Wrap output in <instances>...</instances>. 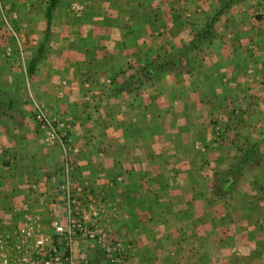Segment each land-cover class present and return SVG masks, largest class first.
<instances>
[{"label":"crops","instance_id":"1","mask_svg":"<svg viewBox=\"0 0 264 264\" xmlns=\"http://www.w3.org/2000/svg\"><path fill=\"white\" fill-rule=\"evenodd\" d=\"M225 1L54 0L47 24L48 0H0V235L65 221L62 154L35 128L40 106L79 148L69 187L83 193L81 217L136 250L123 264H264V0L217 14ZM191 39L201 68L138 70ZM235 137L246 149L220 147ZM220 169L239 180L218 202ZM85 241L73 255L112 264Z\"/></svg>","mask_w":264,"mask_h":264},{"label":"built area","instance_id":"2","mask_svg":"<svg viewBox=\"0 0 264 264\" xmlns=\"http://www.w3.org/2000/svg\"><path fill=\"white\" fill-rule=\"evenodd\" d=\"M32 119L45 144L56 145L61 150L59 169L62 177L57 190L65 201V221L58 223L55 219H49L50 234L40 233L38 222H23L6 228L0 235V242H3L0 264H99L86 254H72L71 244L82 239L100 246L105 258L112 264H120L127 251L106 236L96 216L90 221L81 217L83 193L74 192L69 187L79 149L71 141L69 123L60 114L40 106L33 109ZM74 189L79 190L77 187Z\"/></svg>","mask_w":264,"mask_h":264},{"label":"rangeland","instance_id":"3","mask_svg":"<svg viewBox=\"0 0 264 264\" xmlns=\"http://www.w3.org/2000/svg\"><path fill=\"white\" fill-rule=\"evenodd\" d=\"M196 42L197 41H194L193 40V42L189 46L190 49L188 48V50H184L183 51L184 53L179 58L177 57V53H179L178 51H170V52L167 53V54H169V56L162 57L161 59H167V58H169L172 61V63L169 64V66H170L169 69L166 67L167 69H165V72L172 71V70H175V69H178V70L185 69L187 71H191V70L196 69L197 67H198V69L201 68L202 67V64H201L202 63V61H201L202 58H199L198 57L199 56L198 51L200 50L199 49V45L200 44H198V42L197 43ZM173 59H176L177 62L176 61L174 62ZM141 68L142 67H139L138 70H141ZM142 77L141 78H138L137 81L133 82V83H136L137 82L138 84H133L131 82H127V87H130V86H128L130 84H131L132 87H134L136 85H139L140 86L143 82L146 83L145 81H148V80L147 79H145V80L143 79V82H142L141 81ZM228 108H229V106H228ZM227 114H228L227 115V118L229 116V119H230L229 120V123L231 122L230 124H233V123H235L238 120V116H239L240 113H239V111L236 108H232L231 110H228ZM230 127H232L233 130L235 129V126H231V125L228 126L227 125V128H230ZM234 133H236V131H234ZM213 135H214V137H216V135L217 136H220V133L213 134ZM235 139L236 140H235V142H233L232 146H230L229 144H224L223 145L221 143L220 144V147H223V149H225V150H229V148H232L231 149L232 152H234V151L237 152V150L241 151V148L242 147H244V149H246L245 146H243V143H241L238 138L235 137ZM256 159L257 160L261 159L260 158V155H258V157ZM255 161H256L255 159L254 160L252 159V162H255ZM219 171L218 172L221 173V174H217V175L213 174V181H212V187H213V189H212V196H213V200L214 199H219V200H217L218 202H220V200L223 201L225 199V191H224L225 190L224 189L225 188V185H229L230 182H234L235 180H239L234 171L232 173H230V172L224 173L221 169ZM227 195H228V193H227ZM7 228H10V227H7ZM5 229L6 228L3 229L2 233L5 231ZM88 242H90V241H88ZM2 245H3V242H0L1 250H2ZM90 247H91L90 244L87 245V249L90 248ZM87 251L88 252H87L86 255L91 260H94V258L89 254L90 253V250L88 249ZM129 251L135 252L136 250H134V248L132 247V248H130V249L127 250V252H129ZM103 255H104V252H103ZM125 257L123 258V260L121 261L120 264H123V262L126 260Z\"/></svg>","mask_w":264,"mask_h":264},{"label":"trees","instance_id":"4","mask_svg":"<svg viewBox=\"0 0 264 264\" xmlns=\"http://www.w3.org/2000/svg\"><path fill=\"white\" fill-rule=\"evenodd\" d=\"M230 1L231 0H226L224 2V4L216 11V13L218 14L221 11L222 7H224V5H226ZM53 3H54V0H48V2H47L46 12H45L47 24H48V18H49L48 17L49 16V11H50L51 7L53 6ZM214 17H215V15L211 16V18L208 20L209 22L207 24H210L213 21ZM201 38H202V36H201ZM193 40L194 39H191V43L193 42ZM171 63H172V61L169 58L162 59L161 61L157 62L156 64H152L150 66L151 67L150 69L147 68V67H142L141 70H143L142 72H143L144 75H147L146 73H149V71H157V72L165 71V69H167V68L169 69V67H170L169 64H171ZM146 77H148V76H146Z\"/></svg>","mask_w":264,"mask_h":264}]
</instances>
